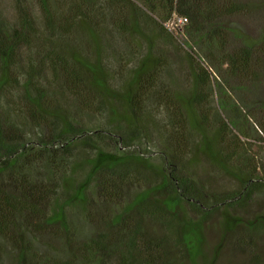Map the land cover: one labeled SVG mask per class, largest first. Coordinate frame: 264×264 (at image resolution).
Here are the masks:
<instances>
[{
  "label": "trees",
  "instance_id": "1",
  "mask_svg": "<svg viewBox=\"0 0 264 264\" xmlns=\"http://www.w3.org/2000/svg\"><path fill=\"white\" fill-rule=\"evenodd\" d=\"M10 1L8 14L0 0V264L8 247L14 264H217L226 236L241 254L256 251L264 217L242 213L264 177L227 80L259 78L264 33L229 51L221 21L247 5ZM174 14L202 53L180 47L192 66L179 92L159 49L179 43L165 27ZM117 39L144 45L131 66ZM198 157L238 188L210 187ZM214 219L219 241L207 252Z\"/></svg>",
  "mask_w": 264,
  "mask_h": 264
},
{
  "label": "rangeland",
  "instance_id": "2",
  "mask_svg": "<svg viewBox=\"0 0 264 264\" xmlns=\"http://www.w3.org/2000/svg\"><path fill=\"white\" fill-rule=\"evenodd\" d=\"M236 1L247 5L248 10L244 13L233 14L229 17L225 16L221 19L222 23L225 25V29L229 31L227 45L229 51H231L229 47L236 49L242 46L245 41H248V43H255L254 46H257L264 33V0ZM1 3L3 4L5 12L10 14L11 1L1 0ZM182 27L180 31L174 33L179 39V43L177 44L178 47L169 45V43L164 44L162 41H160L161 46H159L162 56L167 60L166 64L168 68L165 74V80L167 83H172L174 87L173 90L177 92L186 91L191 83L190 66L192 65H190L187 55L184 54L183 50L188 52V47L192 46L191 48L196 54L202 56L201 51L196 45L188 43V47L186 46L185 42L188 41L185 36L184 26ZM143 31L147 32L148 35L149 31L147 29H143ZM125 44L126 43L121 42L119 39L115 42V45L120 49V53L126 56V63L131 66L143 51L144 45L139 39H133V42L131 40L128 46ZM261 71L259 78L255 82L248 80L240 84L236 79L232 80V78H228L227 81L230 87L234 89L233 92L230 90L228 95L238 108L237 115L242 117L241 119L244 121L246 126L245 129L249 135L247 138L241 137V140L245 144L244 149L248 151L247 155L256 158L260 166V175L264 177V131L261 130L259 125V123H264V66H262ZM222 85H224L223 81ZM213 105L222 114L224 113L220 98L217 95H214ZM248 114L256 116V119H248ZM234 132L240 135L237 130H234ZM198 159L199 162L196 165V170L199 174H205L210 187L219 192H229L238 188L236 180L217 172L215 168L202 161L200 157H198ZM242 215L248 216L249 219H252L255 215H262L264 217V189L254 196L249 209L247 208ZM76 226L77 229H81L83 233H86L90 228L88 225L78 220ZM218 228V221L214 219L206 229L207 252L212 250L211 247L219 241ZM54 243L57 244L55 241ZM251 244L256 247L257 252L254 251L251 254L248 253V255H243L240 250L235 249L231 245L229 237L226 236L222 241L217 264H264V230L262 235L256 237ZM14 256V250L8 247L4 254L3 264H14Z\"/></svg>",
  "mask_w": 264,
  "mask_h": 264
},
{
  "label": "built area",
  "instance_id": "3",
  "mask_svg": "<svg viewBox=\"0 0 264 264\" xmlns=\"http://www.w3.org/2000/svg\"><path fill=\"white\" fill-rule=\"evenodd\" d=\"M187 23V19L182 16L173 15L172 18L165 24L166 29L170 32L176 33L182 29Z\"/></svg>",
  "mask_w": 264,
  "mask_h": 264
}]
</instances>
